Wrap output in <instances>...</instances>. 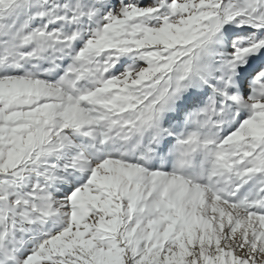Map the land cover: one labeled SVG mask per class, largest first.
I'll use <instances>...</instances> for the list:
<instances>
[{
  "label": "snow or ice",
  "instance_id": "6c2138e0",
  "mask_svg": "<svg viewBox=\"0 0 264 264\" xmlns=\"http://www.w3.org/2000/svg\"><path fill=\"white\" fill-rule=\"evenodd\" d=\"M0 264H264V0H0Z\"/></svg>",
  "mask_w": 264,
  "mask_h": 264
}]
</instances>
